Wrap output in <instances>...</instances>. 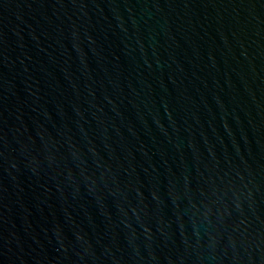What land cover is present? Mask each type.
<instances>
[{
  "label": "water",
  "instance_id": "water-1",
  "mask_svg": "<svg viewBox=\"0 0 264 264\" xmlns=\"http://www.w3.org/2000/svg\"><path fill=\"white\" fill-rule=\"evenodd\" d=\"M0 264H264V0H0Z\"/></svg>",
  "mask_w": 264,
  "mask_h": 264
}]
</instances>
